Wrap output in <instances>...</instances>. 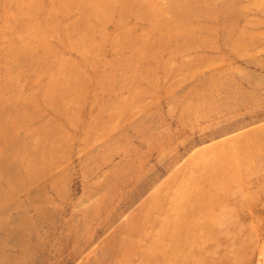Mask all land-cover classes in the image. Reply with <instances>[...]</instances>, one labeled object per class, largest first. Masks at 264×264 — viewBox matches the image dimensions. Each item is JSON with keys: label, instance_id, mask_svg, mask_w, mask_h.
Instances as JSON below:
<instances>
[{"label": "rangeland", "instance_id": "obj_1", "mask_svg": "<svg viewBox=\"0 0 264 264\" xmlns=\"http://www.w3.org/2000/svg\"><path fill=\"white\" fill-rule=\"evenodd\" d=\"M0 264H264V0H0Z\"/></svg>", "mask_w": 264, "mask_h": 264}]
</instances>
